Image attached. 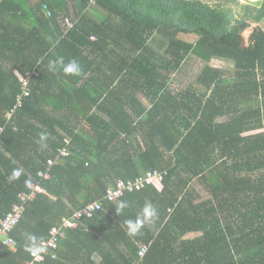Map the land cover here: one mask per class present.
Instances as JSON below:
<instances>
[{
	"label": "trees",
	"instance_id": "1",
	"mask_svg": "<svg viewBox=\"0 0 264 264\" xmlns=\"http://www.w3.org/2000/svg\"><path fill=\"white\" fill-rule=\"evenodd\" d=\"M73 1L0 0V219L31 184L43 189L11 233L16 250L0 245V264H25L52 227L95 201L102 210L64 228L54 257L36 264H264V0L239 14L236 0ZM59 58L80 73L50 70ZM194 59L200 70L175 78ZM34 67L30 95L7 121L18 75ZM63 147L70 154L40 180ZM14 169L21 176L9 181ZM149 170L165 172L160 189L104 201L118 179ZM146 202L157 217L130 236L126 221Z\"/></svg>",
	"mask_w": 264,
	"mask_h": 264
},
{
	"label": "built area",
	"instance_id": "2",
	"mask_svg": "<svg viewBox=\"0 0 264 264\" xmlns=\"http://www.w3.org/2000/svg\"><path fill=\"white\" fill-rule=\"evenodd\" d=\"M41 11L48 18L52 15L51 10L45 3L42 5ZM63 25L65 30L68 31L73 27L74 21L69 18H64ZM90 38L94 39L93 36H91ZM35 75H37L36 67L26 71L23 75H18L20 82V93L17 94L13 107L6 115L8 120L12 117L15 110L22 105L23 99L30 95L29 84L30 80ZM0 131H2V127H0ZM64 142L66 145L69 144V140L67 138L64 139ZM69 154L70 152L66 147L58 148L54 156L47 159L45 167L37 171V177L40 180H48L50 178L51 167L56 164L62 157L68 156ZM164 175L165 172L163 171L149 170L133 179H118L116 182L108 186L104 195V201H117L125 194L140 191L147 186H154L157 189H160L162 187ZM42 190L43 189L38 182L31 184L27 192L20 193L18 200L19 202L13 204L11 210L7 212L3 218L0 219V245L6 246L12 251L16 250L17 243L11 236V233L18 223L21 215L23 214L26 203L32 200L36 196V194L38 192H41ZM102 208V202L95 201L84 205L82 208L75 211L72 216L62 218L60 226L52 227L49 232V237L30 251V259L27 260L25 264H36V262L44 260V258L48 254H52V256L54 257V251L56 253V250L59 247V241L64 236L65 229L75 228L80 219H90L97 212L101 211ZM147 250V245L140 246L138 250V257L140 259L143 258Z\"/></svg>",
	"mask_w": 264,
	"mask_h": 264
},
{
	"label": "clouds",
	"instance_id": "3",
	"mask_svg": "<svg viewBox=\"0 0 264 264\" xmlns=\"http://www.w3.org/2000/svg\"><path fill=\"white\" fill-rule=\"evenodd\" d=\"M58 67L62 68V70L68 74H79L81 71V67L75 59L70 60L67 64H65L63 58H59L57 61L52 62L49 65V69L52 71H55ZM48 135L49 134L47 132L40 133L38 143L43 144V142L48 139ZM21 173V169H14L11 175L8 177L9 181L19 179ZM126 207H128L127 201H121L119 204L118 211H123ZM156 217V208L152 205L151 202H146L143 206L142 213L140 216H138L134 221H126L128 234L133 237L136 236L145 224L153 223Z\"/></svg>",
	"mask_w": 264,
	"mask_h": 264
},
{
	"label": "rangeland",
	"instance_id": "4",
	"mask_svg": "<svg viewBox=\"0 0 264 264\" xmlns=\"http://www.w3.org/2000/svg\"><path fill=\"white\" fill-rule=\"evenodd\" d=\"M34 1L37 2L38 0H34ZM69 1L71 3L72 2L74 3L73 0L72 1L69 0ZM248 1H253V0H236L235 2H232L231 5L235 9L236 13L239 14V13L243 12V6H244V4L248 3ZM263 26H264V24H263ZM249 33H250L249 29H246L244 31L243 35H244L245 40L247 39ZM192 38H194V37H191V39ZM211 64L214 66L222 67V68H228V69L231 68L230 63L220 61L217 59H213L211 61ZM202 65H203L202 62H200L199 59L190 60L183 66L184 70L182 69L181 72H179V73H177V75H175L176 76L175 78H177L179 81L185 83L192 74L197 73L200 70ZM195 191L198 192L200 196H203V197L208 196V193L203 188V186L195 189Z\"/></svg>",
	"mask_w": 264,
	"mask_h": 264
},
{
	"label": "crops",
	"instance_id": "5",
	"mask_svg": "<svg viewBox=\"0 0 264 264\" xmlns=\"http://www.w3.org/2000/svg\"><path fill=\"white\" fill-rule=\"evenodd\" d=\"M140 100H143L141 97H140ZM108 108H113L111 106H107ZM120 118H121V114H120ZM119 118V119H120ZM193 186V189H197V188H200L199 184L197 182H195L194 184H192ZM207 192V191H206ZM194 194H196V191H194ZM206 197V196H205ZM232 210V209H231ZM202 234V231L201 230H198V231H190L188 233H186L184 235V238H194V237H197V236H200ZM92 259L95 261V262H99L100 260V256L98 254H94Z\"/></svg>",
	"mask_w": 264,
	"mask_h": 264
},
{
	"label": "bare ground",
	"instance_id": "6",
	"mask_svg": "<svg viewBox=\"0 0 264 264\" xmlns=\"http://www.w3.org/2000/svg\"><path fill=\"white\" fill-rule=\"evenodd\" d=\"M91 39V38H90ZM95 39V38H94ZM94 39H91V40H94ZM7 118V117H6ZM7 121H8V119H7ZM3 129H4V127H2V131H3ZM2 131H0V133L2 132Z\"/></svg>",
	"mask_w": 264,
	"mask_h": 264
}]
</instances>
